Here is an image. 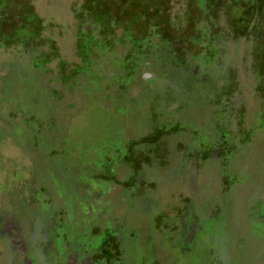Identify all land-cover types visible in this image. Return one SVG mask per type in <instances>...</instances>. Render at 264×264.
Here are the masks:
<instances>
[{
  "label": "rangeland",
  "instance_id": "obj_1",
  "mask_svg": "<svg viewBox=\"0 0 264 264\" xmlns=\"http://www.w3.org/2000/svg\"><path fill=\"white\" fill-rule=\"evenodd\" d=\"M0 264H264V0H0Z\"/></svg>",
  "mask_w": 264,
  "mask_h": 264
}]
</instances>
